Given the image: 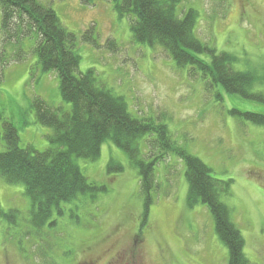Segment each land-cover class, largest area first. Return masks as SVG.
Wrapping results in <instances>:
<instances>
[{"label": "rangeland", "instance_id": "374dc122", "mask_svg": "<svg viewBox=\"0 0 264 264\" xmlns=\"http://www.w3.org/2000/svg\"><path fill=\"white\" fill-rule=\"evenodd\" d=\"M44 1L77 37L76 74L92 69L97 82L122 97L134 117L165 124L172 140L200 158L216 179L231 180L222 198L244 240L247 264H264V127L228 113L232 108L264 112V105L220 89L218 100V89L189 76L162 48L134 42L130 18L118 17L111 0L89 6L80 0ZM187 8L197 12L196 37L217 52L234 55V66L255 72L264 89V0H180L177 13ZM34 43L33 37L18 44L4 41L0 25V150L7 120L16 126L21 147L47 148L51 130L35 122L33 99L69 110L56 74L42 71L36 55L28 53ZM147 137L153 139L138 140L142 158L150 150ZM110 159L123 170L107 172ZM77 163L88 181L105 185L107 192L81 205H63L56 226L45 229L44 243L54 249L50 254L32 239L28 227L21 229L31 208L24 185L0 178V207L17 211V225L0 217V264H48L50 257L54 264H228V249L206 205L187 204L185 167L178 157L168 155L155 166L154 200L141 231L139 176L125 153L108 141L96 160ZM21 235L28 239V255L16 247ZM94 241L93 248L84 250V244Z\"/></svg>", "mask_w": 264, "mask_h": 264}, {"label": "trees", "instance_id": "16d2710c", "mask_svg": "<svg viewBox=\"0 0 264 264\" xmlns=\"http://www.w3.org/2000/svg\"><path fill=\"white\" fill-rule=\"evenodd\" d=\"M80 2L89 6L96 0ZM111 2L118 17L130 18L134 42L162 48L178 67L188 69L189 76L203 79L208 89H218L214 92L218 100H222L221 90L230 97L236 95L264 105L260 77L253 71L234 66L235 59L231 53L217 52L214 46L196 37V10L187 8L178 14L180 0ZM0 14L4 41L18 44L23 38L33 37L34 47L28 53L36 55L42 71L56 74L61 98L70 105L69 110H64L38 97L32 100L35 122L51 130L47 137L48 146L41 151L30 145L21 147L16 126L8 120L3 123L0 178L9 184L22 183L24 193L30 199L29 219H22L21 229L28 227V233L33 232L32 239L36 243L40 241L41 245L43 243V251L54 253L53 247L44 243L48 236L45 229L56 226L55 217L64 215L63 205L74 202L81 205L87 199L94 201L98 195L107 192L105 185L88 181L77 159L96 160L103 143L109 141L121 149L137 169L139 189L143 196L140 231L147 223L148 211L154 200L155 166L168 155H173L182 160L185 167L187 204L193 206L201 202L206 205L215 231L228 249V264H247L243 253L244 240L222 198L231 180L216 179L211 168L200 158L172 140L165 124L154 122L151 118L134 117L122 97L114 95L97 82L92 69L76 74L80 60L75 49L77 37L61 23L50 2L0 0ZM228 113L264 127L262 111L232 108ZM146 136L153 139L147 137L146 144L150 150L142 158L138 140ZM106 170L121 172L123 166L110 159ZM0 217L9 224L17 225L16 210L6 212L0 207ZM137 236H134L135 242ZM21 238L19 245L16 240V247L21 255H28V239L22 235ZM96 244L97 241L84 244L83 248L88 250ZM50 259L48 264H54L55 257Z\"/></svg>", "mask_w": 264, "mask_h": 264}]
</instances>
